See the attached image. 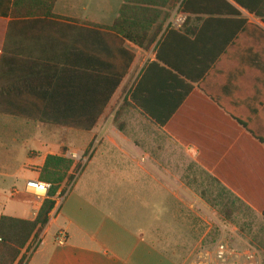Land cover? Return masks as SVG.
I'll return each instance as SVG.
<instances>
[{"label": "crops", "instance_id": "0c3cea01", "mask_svg": "<svg viewBox=\"0 0 264 264\" xmlns=\"http://www.w3.org/2000/svg\"><path fill=\"white\" fill-rule=\"evenodd\" d=\"M119 1L113 13L96 0H56L55 18L44 20L14 18L13 1L0 0V217L34 221L46 197L27 185L40 182L46 158L70 160L65 146L86 154L84 171L59 186L48 224L14 264H180L146 238L172 197L141 166L145 136L131 132L127 111L264 222V0H192L186 10L176 0L146 26L150 35L160 28L147 48L110 30ZM159 67L176 75L177 91ZM141 78L149 110L170 111L191 87L163 125L130 101ZM67 109V117L57 112ZM41 234L43 245L25 260Z\"/></svg>", "mask_w": 264, "mask_h": 264}, {"label": "rangeland", "instance_id": "374dc122", "mask_svg": "<svg viewBox=\"0 0 264 264\" xmlns=\"http://www.w3.org/2000/svg\"><path fill=\"white\" fill-rule=\"evenodd\" d=\"M96 1L109 7L113 13L117 12L120 4L119 0ZM121 118L118 122L116 119L117 125ZM123 119L128 125L131 123L132 133L145 136L142 146L149 157L148 163L141 166L149 170L152 181L165 185L172 197L171 203L170 200L166 203L167 208L159 209L163 212L156 214V221L150 230L146 231V238L180 264H188L196 249L211 253L220 244L235 249L241 256L238 259H230V262L245 264L246 253L249 252L256 256L257 264H261L263 258L260 250L264 249L262 219L238 203L232 206L228 194L224 193L184 151L164 138L136 113L127 111ZM49 132L46 131V135ZM61 136L65 140L68 138L67 132H62ZM76 139L78 146L83 145L84 132H78ZM80 149L65 146L62 151L75 165L76 176L73 182L85 168L86 154ZM85 174L87 173L84 172L80 180L85 178ZM119 180L121 181L120 178ZM165 198L162 197L163 200Z\"/></svg>", "mask_w": 264, "mask_h": 264}, {"label": "trees", "instance_id": "16d2710c", "mask_svg": "<svg viewBox=\"0 0 264 264\" xmlns=\"http://www.w3.org/2000/svg\"><path fill=\"white\" fill-rule=\"evenodd\" d=\"M12 1V15L14 16V18L39 17L44 18V20H52L55 18L53 15V8L56 0ZM216 1H218V3L221 5L228 6V3L225 0ZM175 3L176 0H124V3L119 10L118 18L115 20L110 30L118 33L122 36L123 39H126L139 47L147 48L156 39L158 33L160 32V28L155 29L150 35L148 34L146 26L158 20V8L169 7L170 5H175ZM192 4V0H183L180 4V7L186 10L187 7L191 6ZM255 16L260 18V15L258 14H255ZM162 21H164V19H162ZM262 22L264 23V18H262ZM159 70L162 73V76L160 78L161 82L169 83L170 90L177 91L178 88H176L175 84H173L174 79L177 78L176 75L172 74L170 71L164 69L163 67H159ZM142 80L143 78L140 79V82L132 91L130 95V101L133 102L137 107H139L142 112L148 115L151 119L155 120L161 125L167 122L171 114L175 112L176 106H178V104L183 101V99L186 97V94L191 90V87L189 86L187 88V92L179 97L176 105L170 111L149 110L143 107L139 99ZM179 82L182 83V81L180 80ZM211 97L220 106L222 105L219 101H217L215 97ZM126 103L127 101L125 100L124 104ZM47 112L48 111H46V115ZM57 112L61 117H67L68 115V109L59 110ZM163 114L167 115L165 116ZM235 119L242 126L246 127L244 122L240 121L237 118ZM72 165L73 162L71 160L65 159L63 157L48 156L46 158L45 165L40 174V182L49 184L50 189L47 193L46 199L42 202V205L34 221L14 219L4 215L0 217V264H14L20 257L22 250L26 247L31 237H36L46 227V225L48 224V216L55 205L53 197L55 196L59 186L66 180L71 181L73 179L68 175V172L70 171ZM210 179L216 185H218L224 193L228 194V199H230L229 202L232 206H234L235 203H238L248 211H250L233 194L222 187L217 181H215L211 177ZM260 251L263 258L261 264H264V249Z\"/></svg>", "mask_w": 264, "mask_h": 264}, {"label": "built area", "instance_id": "2783aa9c", "mask_svg": "<svg viewBox=\"0 0 264 264\" xmlns=\"http://www.w3.org/2000/svg\"><path fill=\"white\" fill-rule=\"evenodd\" d=\"M245 14V18L248 21L256 22V18L247 13ZM42 190L43 193H39L38 190ZM50 189V185L46 183H42L39 181L29 182L27 185V191L34 194L38 199L47 197V193ZM57 243L63 244L65 241V236L63 233H59L57 236ZM44 243V234H41L39 238L30 246L29 250L26 253L25 260L28 259L32 253L38 249ZM247 259H245V264H257L256 256L252 253L247 252ZM241 257L235 249H229L227 246L220 244L217 249H214L211 253L206 252L204 249H196L192 259L188 264H239L237 261L230 262V259L235 258L238 259Z\"/></svg>", "mask_w": 264, "mask_h": 264}, {"label": "bare ground", "instance_id": "6f19581e", "mask_svg": "<svg viewBox=\"0 0 264 264\" xmlns=\"http://www.w3.org/2000/svg\"><path fill=\"white\" fill-rule=\"evenodd\" d=\"M38 191H39V193H43V191H42V190H40V189H39Z\"/></svg>", "mask_w": 264, "mask_h": 264}]
</instances>
